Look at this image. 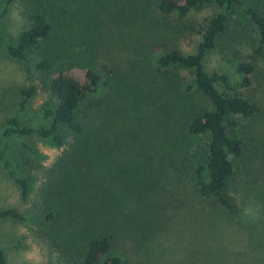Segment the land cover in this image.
Masks as SVG:
<instances>
[{
    "label": "trees",
    "instance_id": "obj_1",
    "mask_svg": "<svg viewBox=\"0 0 264 264\" xmlns=\"http://www.w3.org/2000/svg\"><path fill=\"white\" fill-rule=\"evenodd\" d=\"M16 1L0 0L2 15ZM22 1L28 25L11 39L0 30V49L25 71L39 74L48 101L28 114L36 87L16 89L18 113L0 123V169L28 203L38 173L45 170L46 156L35 142L63 151L33 211L1 209L0 220L34 224L36 237L69 264H132L117 249L118 235L143 229V216L124 213L118 194L134 193L128 182L144 166L126 151L143 153L141 129L148 142L159 135L161 127L144 113L159 104L166 116H181L199 203L208 202L229 225L250 227L240 224L235 162L255 140L254 124L263 110L243 91L251 86L257 63L264 64V0ZM205 9L213 14L201 22L193 19ZM111 28L131 46L128 70L101 57ZM186 34L196 37L193 51L170 47V38ZM214 51L222 54L220 73L205 66ZM182 72L190 75L189 83ZM174 95L181 105H174ZM131 97L140 104H130ZM150 99L156 104H145ZM0 264H6L1 245Z\"/></svg>",
    "mask_w": 264,
    "mask_h": 264
},
{
    "label": "rangeland",
    "instance_id": "obj_2",
    "mask_svg": "<svg viewBox=\"0 0 264 264\" xmlns=\"http://www.w3.org/2000/svg\"><path fill=\"white\" fill-rule=\"evenodd\" d=\"M24 6L25 3L18 0L2 15L4 6L0 5V30L8 39L16 37L28 25L22 15ZM212 14V9H205L193 13L192 16L201 22ZM118 37L117 30L111 28L106 35L101 57L128 70L126 68L132 64L130 60L133 57L131 46ZM120 38L127 37L122 34ZM195 39L196 37L190 34L181 38H170V47H179L184 52H191ZM221 57L220 51L211 52L206 56L205 66L209 73L222 72L224 65ZM182 74L186 84L189 83L191 78L188 72ZM30 85L36 87V93L27 103L28 114L35 110L37 112L38 108L48 101V94L40 84L39 74L33 70L25 71L20 65L7 59L0 49V123L3 122L4 116L18 113L16 104L19 103L20 97L17 96L16 89ZM243 94L254 95L261 102L263 109L254 124L253 144H249L244 157L235 162V179L240 184L237 194L242 209L240 224L248 223L250 227L229 225L224 217H219V214L208 209V202L201 200L202 203H199L198 193L190 179L193 171L190 162H187L190 156L186 155L192 147L184 140L181 116L176 112L173 114L174 118L166 116L162 109L157 110L159 104L156 108L149 106V111L145 109L144 113L150 116L153 126L161 127V130L150 142L146 140L144 129L140 130L139 140L144 144L143 153L138 151L142 154L130 155V151L126 152L134 159L135 164H141L145 169H140L141 172L128 182L134 189L132 195H128L124 190L118 194V202L122 204L124 213L143 216L139 219L144 224L143 229L132 227L118 235L120 244L117 242V249L125 254L132 264H264L262 62L257 63L251 86L244 90ZM140 96L142 97L141 92ZM177 97H173L177 102L175 106L181 105ZM130 104H140L139 98L131 97ZM145 104L156 103L150 99L145 101ZM32 116L33 113L29 118ZM32 123L36 125L39 120L33 119ZM139 125L144 127L145 123L142 121ZM35 147L46 156L42 162L45 170L38 173L35 190L28 203L22 202L19 190L0 169V210L11 208L24 214L33 211L35 204L39 202V189L49 177L63 148H50L40 142H35ZM147 172L150 173L149 178ZM144 182L154 186H141ZM134 205H139L138 209H135ZM68 226L64 223L65 228L62 229H67ZM60 232L61 235L64 234L62 230ZM36 235L35 225L28 221L25 223L0 220V245L5 248L6 264H69L65 256L60 255L57 249Z\"/></svg>",
    "mask_w": 264,
    "mask_h": 264
}]
</instances>
